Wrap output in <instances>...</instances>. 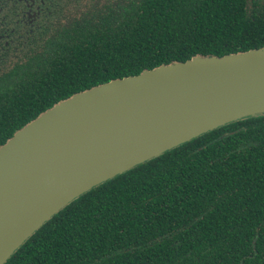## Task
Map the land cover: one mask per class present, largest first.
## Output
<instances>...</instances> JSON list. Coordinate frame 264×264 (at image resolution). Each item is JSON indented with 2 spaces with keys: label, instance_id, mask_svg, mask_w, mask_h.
Masks as SVG:
<instances>
[{
  "label": "trees",
  "instance_id": "obj_1",
  "mask_svg": "<svg viewBox=\"0 0 264 264\" xmlns=\"http://www.w3.org/2000/svg\"><path fill=\"white\" fill-rule=\"evenodd\" d=\"M264 46V0H108L0 71V145L72 94L194 55ZM4 264H264V113L74 198Z\"/></svg>",
  "mask_w": 264,
  "mask_h": 264
},
{
  "label": "water",
  "instance_id": "obj_2",
  "mask_svg": "<svg viewBox=\"0 0 264 264\" xmlns=\"http://www.w3.org/2000/svg\"><path fill=\"white\" fill-rule=\"evenodd\" d=\"M263 103L264 46L223 56L197 54L185 61H172L93 85L58 101L0 145V264L44 222L82 193L201 134L262 114L264 109L219 122L97 181L23 235L20 222L34 198L33 187L41 182L43 175L50 174V165L64 157L69 146L74 148L78 142H85L99 129L167 106L179 109Z\"/></svg>",
  "mask_w": 264,
  "mask_h": 264
},
{
  "label": "bare ground",
  "instance_id": "obj_3",
  "mask_svg": "<svg viewBox=\"0 0 264 264\" xmlns=\"http://www.w3.org/2000/svg\"><path fill=\"white\" fill-rule=\"evenodd\" d=\"M262 109L264 103L179 109L167 106L99 129L85 142L69 146L67 154L50 165V174L43 175L33 187L34 198L21 218V233L97 181L219 122Z\"/></svg>",
  "mask_w": 264,
  "mask_h": 264
},
{
  "label": "flooded vegetation",
  "instance_id": "obj_4",
  "mask_svg": "<svg viewBox=\"0 0 264 264\" xmlns=\"http://www.w3.org/2000/svg\"><path fill=\"white\" fill-rule=\"evenodd\" d=\"M108 0H0V71L37 51L59 23ZM78 7V8H77Z\"/></svg>",
  "mask_w": 264,
  "mask_h": 264
},
{
  "label": "rangeland",
  "instance_id": "obj_5",
  "mask_svg": "<svg viewBox=\"0 0 264 264\" xmlns=\"http://www.w3.org/2000/svg\"><path fill=\"white\" fill-rule=\"evenodd\" d=\"M78 8V7H77Z\"/></svg>",
  "mask_w": 264,
  "mask_h": 264
}]
</instances>
